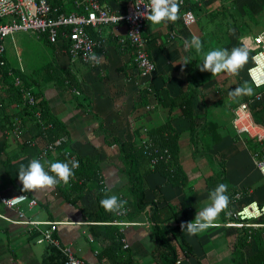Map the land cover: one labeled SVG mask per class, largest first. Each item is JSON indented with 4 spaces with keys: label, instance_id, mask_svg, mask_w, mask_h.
<instances>
[{
    "label": "crops",
    "instance_id": "1",
    "mask_svg": "<svg viewBox=\"0 0 264 264\" xmlns=\"http://www.w3.org/2000/svg\"><path fill=\"white\" fill-rule=\"evenodd\" d=\"M69 2L59 0L63 9L71 8ZM229 2L235 5L234 12L241 19L237 24L230 21L224 24L222 39H228L229 44L224 43L223 49L231 51L242 47L248 52V60L238 75L212 76L210 72L199 71L203 56L195 49L186 47V41L193 37L204 40L206 35L213 37L209 32L211 29L207 33L198 22L201 21L200 14H204L207 20L208 14H219ZM102 4L119 12L126 9L123 0H106ZM193 7L196 22L190 27L183 25L179 13L175 22L159 25L148 22L147 39H152L148 43V51L155 70L145 75L135 67L130 51H119L117 37L112 34L109 26L101 29L106 41L99 53L103 55V63L95 67L72 62L64 53L57 51L56 54L53 46L43 43L45 47L40 56L48 61L39 70L35 69L30 63L33 50L27 53L26 46L16 41L15 35L23 32L9 36L16 54L7 57L8 51L5 52L3 66L12 68L15 73L5 79L3 69H0V195L23 192L35 198L37 205L33 208L30 209L26 203L21 205L25 215L37 222H58L54 237L59 245L70 247L87 264H98L96 251L100 252L104 247L103 243L94 239L90 226L108 225L92 219L98 210L97 192L92 188L91 191L79 193V199L73 202L64 192L67 190L65 185L21 191L18 170L21 165L27 166L37 157L39 150L36 147L39 148L43 139L36 134L33 121L24 112L20 113L18 96L10 89L7 81L11 83L22 69L32 90L38 94V99L45 102L50 116L61 123L62 135L66 140L48 161H41L45 170L51 162L64 159L63 152L68 153L66 162L72 156L81 158V161L89 158L99 170L100 187H105L104 190L110 196L116 195L127 201L129 212L126 219L134 224L124 229L123 236L127 238V249L134 263L156 264L151 254L154 240L148 218L150 209L147 207L140 212L132 211L135 195L131 192L119 147L113 142L116 139L132 141L138 146L148 140L147 131L171 121L179 133L180 163L188 176V186L183 190L173 187L157 172L143 176V183L146 188L145 201L154 200L152 191L160 186L164 202L159 205L168 202L179 208L182 205L186 207V215L180 214L178 217L179 224L192 221L196 213L211 203L209 188L214 189L222 177L228 185V196L233 191L240 193L239 200L229 203L227 210L240 209L248 203L264 199V177L254 165L252 153L244 139L236 137L232 128L234 108L257 92V88L248 80L247 70L252 64L251 57L255 50L251 43L252 36L264 29V0H207ZM118 28L117 36L125 33L123 25ZM248 29L250 32H246ZM173 32L175 36L171 39L170 34ZM29 36H32L31 33ZM217 42L218 45L222 44L220 40ZM22 51L27 53L25 62L28 66L19 57ZM50 62L52 68L66 70L76 78L73 89L67 84L51 80L48 74L41 75L40 70ZM185 62L188 64L182 65ZM245 82L253 88V94L231 99L229 92L243 86ZM142 90H145L151 102L150 109L138 106ZM163 91L174 102H180L182 96L191 95L192 114L186 113V108L179 104L168 106L157 103L156 93ZM251 107L256 123L264 127V102H252ZM5 115H19L23 118L24 124L19 135H11V125L7 123ZM28 139L36 141L35 147L25 143ZM214 176L217 178L211 181L209 187L206 181ZM223 212L219 214L214 226L196 235L190 236L184 229L191 255L185 257L179 252L178 264H236V261H239L237 264H247L240 257V248L233 247L234 241L229 236L231 231L222 226L226 218ZM0 213L17 220L15 209L7 208L1 202ZM47 227L48 224H41L37 229L29 228L0 218V264H56L59 255L53 252L54 246L38 242L41 230ZM118 232L121 234L119 227Z\"/></svg>",
    "mask_w": 264,
    "mask_h": 264
},
{
    "label": "built area",
    "instance_id": "2",
    "mask_svg": "<svg viewBox=\"0 0 264 264\" xmlns=\"http://www.w3.org/2000/svg\"><path fill=\"white\" fill-rule=\"evenodd\" d=\"M69 1L71 8L63 9L59 0H0V57L5 56L6 48L4 40L6 37L12 36L17 32H27L35 35L38 40L46 39L49 43L56 45L58 49H63L62 52L68 55L72 61L81 62L92 67L100 66L103 63V55L98 54L96 49L104 48L105 38L103 36L101 38H93L88 28L100 32L102 27L109 26L113 31L112 34L117 37V44L128 47L133 56V62L141 74L145 75L155 70V64L148 51V39L144 36L148 21L138 15V12L144 11V6H136L137 4H146L147 0H123L126 9L121 12L103 6L100 0ZM206 1L182 0L179 15L184 26L190 27L196 22L195 13L190 6L203 4ZM119 15L122 19L117 23L116 18ZM120 25L125 27V33L117 36L116 33H118ZM174 36V32L170 34L171 39ZM64 40L67 41L65 48H63L65 45ZM251 43L254 45L255 50L251 57L252 64L247 70V76L253 87L261 88L263 91L257 93L254 98H250L248 101L240 102L234 108L232 125L239 138L244 139L247 136L250 139H255L258 143H263L264 127L253 121L250 105L253 101H260L264 96V29L259 34L252 36ZM92 54L95 55V60L90 59ZM0 65H5V61L0 62ZM8 73L13 75L14 70L8 68ZM14 86L20 91V108L25 107L31 110L43 128L50 127V124L44 125L41 120L40 100L35 96V92L32 89L26 88L19 76H14ZM150 108L151 105L147 106V109ZM14 119L11 123V135L17 136L21 132L22 119L19 116L14 117ZM65 140V137H62L53 142H43L40 145L42 147L40 148L38 159L52 156L56 151V147L60 143L65 142ZM145 143H147V146H151L150 140H146ZM146 150L143 153L149 156L156 152L154 150L152 153H147ZM253 159L256 168L264 176V151H257L256 154H253ZM69 160L78 161L74 156L70 157ZM156 163L157 159L154 158L152 165ZM77 169L73 170L74 174ZM74 178L75 175L70 178L68 186L72 185ZM60 185L65 184L59 183L56 186ZM104 188L102 187V189ZM239 196L240 193H235V200H239ZM0 202L7 208L15 209L17 213V220L9 219L0 213L1 219L36 229L41 224H48L46 229L41 230L38 242L57 247L63 255L61 264H87L70 247L59 245L54 237L58 222H37L25 215L21 205L26 203L31 209L37 205L35 198H30L27 194L19 192L10 196L0 195ZM125 209L126 211L123 214L112 213L114 216L112 221L103 222L120 228L122 234L120 239L123 249L129 247L126 236H123L125 234L124 229L134 224L132 221L125 219V216L129 212V207L125 205ZM263 215L264 204L260 206L257 202H252L238 210H227L222 226L229 231L244 227L256 228L261 226V224L253 220H258ZM172 242L176 246L178 253H182L176 240L173 239ZM96 253H99V250ZM98 264H102V262L99 261Z\"/></svg>",
    "mask_w": 264,
    "mask_h": 264
},
{
    "label": "trees",
    "instance_id": "3",
    "mask_svg": "<svg viewBox=\"0 0 264 264\" xmlns=\"http://www.w3.org/2000/svg\"><path fill=\"white\" fill-rule=\"evenodd\" d=\"M104 1L106 0H100L101 3H103ZM193 6L194 5L190 6L192 10L194 8ZM88 31L93 38L102 37V31L97 32L92 28H88ZM144 36L147 37L146 31L144 32ZM42 40L47 45L53 46L55 50L54 52L56 54L57 51L63 53L62 52L63 49H58L56 45L49 43L46 39H42ZM151 40H148L149 44ZM64 42L65 45L63 46V48H65L67 45V41L64 40ZM118 48L120 52L129 51L128 47L124 45L118 44ZM102 50L103 49L98 48L96 49V52L99 54L101 53ZM64 55L66 54L64 53ZM66 56L70 59L68 55ZM2 61H5L4 57H0V62ZM70 61L72 60L70 59ZM0 69H3L5 79H8L11 76L8 73V69L5 68L4 66L0 65ZM40 72H42L41 75L46 76V74H48L51 80L54 79L57 80L58 83H61L63 85L65 84L69 85L71 89L75 87V84L77 82L76 78L73 77V75H71L70 73H68V71L66 70L61 71L52 68L51 62L44 65V67L40 70ZM17 74H18L17 76H19L22 79L25 87L32 89L29 80L25 78L24 74L19 71L17 72ZM7 82L9 83L7 84L10 85V89L15 91L16 95L18 96V101L20 102L21 101L20 91L17 87L14 86V80L12 79L11 83L9 81ZM262 91L263 89L257 88V92L253 94L251 98H254L257 93H261ZM35 96L39 98L37 93H35ZM140 97L141 100L138 103V106L145 108L151 104V102H149L148 100V95H146L145 90L141 91ZM156 99H157V103L158 102L162 104L164 103V105L168 104V106L169 105L174 106L179 104L182 107L186 108V113H188L189 115L192 114L191 95L182 96L180 102H178L176 99H175L176 101L174 102V100H169L168 96L163 91L156 93ZM166 100H169V102H166ZM253 102L263 103L264 96L260 101H253ZM251 105H250V111L252 115ZM39 106L41 108V114H42L41 120L43 121L44 125L50 124V127H47L46 129L39 124L37 118L33 115V112H31V110L23 107L20 113L24 112V114H26L33 121V125L37 130L36 134L38 135V137H41L43 139V142L45 143L53 142L59 138H62L64 135H62L63 130L61 127V123L50 116L48 108L46 107L44 101L40 100ZM14 117L16 116L13 115L12 117H8L7 115H5V118L7 119V123H9L10 125L15 120ZM19 117L21 118V116ZM252 118L253 121L256 123L257 121L253 115ZM21 119L23 125L24 124L23 118ZM232 128L234 130L235 136L237 137L233 125ZM147 139L150 140L151 142L150 147L149 145L148 146L146 145L147 144L145 143L146 140L141 145L138 146H136L132 141H119L116 139V141L113 142L117 144L119 147L120 155L124 163V169L130 183V189L131 192L135 195V202L133 203V205L131 204L132 211L134 210L136 212H140L146 209L147 207H149L150 209L148 213L149 214L148 218L154 240V246L151 250V254L155 263L178 264L179 253L176 249V246L172 242L173 239L176 240L179 248L181 249L185 257L191 255V247L184 236V229H181L180 228L181 224L178 223L179 215L180 214L186 215L187 213L186 207L182 205L181 208H179L175 204L168 202H166L163 205H159V203L164 202L163 200L164 198L162 197L160 191V186L154 188L152 191L154 195V200L149 202L145 201L146 188L143 183V176H146L147 174L152 172H157L167 180L168 184H170L173 187H178L183 190L188 186V176L180 163V157H179L180 146L178 142L179 133L173 128L171 121L168 120L166 123L156 126L150 129L149 131H147ZM32 141H34V139H28L25 141V143H27V145L29 146L35 147L36 141L35 142ZM244 142L247 144V147L251 151L252 157L253 154L257 153V151L259 150L264 151V145H262L264 142L258 143L255 139H250L247 136L244 137ZM32 143L34 144L31 145ZM62 145L63 143H60L56 147V149L59 148L61 149ZM41 147L42 146L39 145V148ZM36 148L37 150H39L38 147ZM144 150H146L147 153L149 152L152 153L154 150H156V152L152 153L149 156L148 154L143 153ZM39 153L40 151H38V154ZM67 154H68L67 152H63L62 156L66 158ZM65 158L64 159L60 158V160L62 162H66ZM154 158L157 159V163L155 165H152V160ZM77 159L79 162V167L74 174L76 180L72 183L71 186L65 185V187L67 188V190L64 191L66 192L65 193L66 196L70 197L73 200V202H75L80 197L79 193H84L86 191L88 192L91 191L92 188H94L95 191L97 192L98 210L94 213L92 219L94 220V222L112 221L114 219L113 214L110 212H106L104 208L100 206V201L104 199L106 196H110V195L99 185L98 168L93 166L94 164L90 161L89 158L84 161H81V158L80 159L77 158ZM41 161H48V157L41 158L40 162ZM215 178H217V176L210 177L209 179H207L206 184L210 185L209 187H211V181L213 182ZM79 181H81L82 183L79 184ZM220 183L226 184L224 177L220 179L219 184ZM211 190L213 189L209 188V192H211ZM234 195H235V191H233V193L229 196L230 198L229 203H233V200H235V198L233 199ZM257 203L260 206H262L264 204V199ZM125 205L128 206V204ZM226 211L227 209L223 212L224 218L226 217ZM253 221L256 223H260L261 226L256 228L244 227L242 229L232 230L230 233L229 232L228 233L229 236H231L234 241L233 247L240 248L242 252V255L240 256L241 259H243L247 264H264V215L260 217V219ZM90 229L94 239L104 244V247L98 253V260L102 262V264L104 263L135 264L129 253V250L122 248V242L120 241L122 234L118 232V227L113 225H94V226H90ZM53 252L55 253V255L57 256L59 255V259L56 264H61L63 261L62 253L57 247L53 248ZM237 263H239V261H236V264Z\"/></svg>",
    "mask_w": 264,
    "mask_h": 264
},
{
    "label": "clouds",
    "instance_id": "4",
    "mask_svg": "<svg viewBox=\"0 0 264 264\" xmlns=\"http://www.w3.org/2000/svg\"><path fill=\"white\" fill-rule=\"evenodd\" d=\"M181 3L182 0H147L146 4L142 3L137 4L136 6H144V11L138 12V15L142 16L151 24L159 25L166 22H175L178 19ZM116 19L118 23L122 17L119 15ZM186 47L195 49L197 53H201L203 45L198 37H193L190 41H186ZM90 59L95 60V55L92 54ZM247 60L248 52L242 47L233 48L231 51L228 49H215L208 51L203 55V60L199 64L198 69L201 72H210L212 76H219L220 74L235 76L238 75L239 70ZM186 64H188V62H185L182 65ZM252 94L253 88L247 86V82H245L243 86L230 91L229 97L236 100L239 97L246 95L251 96ZM78 167L79 162L75 160H69L67 162L56 161L51 162L49 168L45 170L44 165L40 162L37 155L36 158H33L27 164V166L21 165L17 173V178L22 185L21 191L54 188L59 183L67 185L70 178L74 175L73 170ZM227 192V184H218L209 193V200L211 203L200 212L196 213L192 221L182 223L180 228L185 229L188 235L191 236L214 226V222L219 214L228 208L230 198L227 195ZM125 204L126 201L121 200L116 195L106 196L100 201V206L104 208L106 212L115 214H123L126 211ZM126 217L127 215L125 216V219Z\"/></svg>",
    "mask_w": 264,
    "mask_h": 264
},
{
    "label": "rangeland",
    "instance_id": "5",
    "mask_svg": "<svg viewBox=\"0 0 264 264\" xmlns=\"http://www.w3.org/2000/svg\"><path fill=\"white\" fill-rule=\"evenodd\" d=\"M234 7H235V5L231 4V2H229V3L225 4L224 8L221 9V12L219 14L217 13L218 15L217 14H211V15L208 14L207 20H205L206 17L204 14H202V13L200 14L201 15L200 16L201 21L199 20L198 22L200 23V25L204 26V29L206 32L208 31V29H211V31H209V32H210V35L213 36V37H209L208 35H206L205 39L201 40L202 45H203V50L200 54L202 56L210 50L223 49L224 43L226 44L228 42V44H229L228 39H226V38H225V40L222 39V32H223L224 24L227 21H230V23H233V24L235 22L237 24L238 21L241 19V17L238 15V13L234 12ZM223 19H224V22H223ZM225 19H226V21H225ZM250 19H252L251 16H250ZM246 32H250V30L248 29ZM28 34L30 35V33L23 32V33H19V34L15 35L16 41L19 42L21 45L26 46L27 53H28V50H30V49L33 50V56L30 58V63L36 67L35 69L39 70L42 67L41 65L45 64L46 61H48L44 57L40 56L42 48L45 47V45L43 44L44 41L38 40L36 38V36L33 34H31L32 36H29ZM218 40H220V42H222L221 45H218V42H217ZM4 44L6 46V52L8 51L6 56L7 57H9V55L14 56L16 53H15V50L13 48V43L11 42L9 36L5 39ZM38 47H40V49L35 50ZM27 53H26V51H22V54L19 55V57L24 61V64L26 66H28V63L25 62ZM200 60L202 61L203 57ZM27 71L29 72L28 68H27Z\"/></svg>",
    "mask_w": 264,
    "mask_h": 264
}]
</instances>
